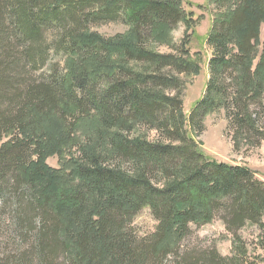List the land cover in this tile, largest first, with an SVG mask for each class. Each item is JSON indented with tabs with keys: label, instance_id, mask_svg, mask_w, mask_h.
<instances>
[{
	"label": "trees",
	"instance_id": "16d2710c",
	"mask_svg": "<svg viewBox=\"0 0 264 264\" xmlns=\"http://www.w3.org/2000/svg\"><path fill=\"white\" fill-rule=\"evenodd\" d=\"M211 1L208 81L187 113L183 93L203 63L191 47L203 17L190 0H0V202H13L21 245L12 253L22 255L10 264H165L191 224L218 215L233 255L214 248L205 261L245 264L238 231L247 223L264 231V181L207 156L192 133L223 113L236 144L264 141V0ZM116 15L129 26L123 33L87 28ZM54 26L65 65L36 76ZM142 126L161 138L134 135ZM145 207L157 225L140 237L132 222Z\"/></svg>",
	"mask_w": 264,
	"mask_h": 264
},
{
	"label": "rangeland",
	"instance_id": "374dc122",
	"mask_svg": "<svg viewBox=\"0 0 264 264\" xmlns=\"http://www.w3.org/2000/svg\"><path fill=\"white\" fill-rule=\"evenodd\" d=\"M192 2L191 9L196 14H200L202 18L198 33L193 37L191 44L193 51H201L203 55V63L200 74L189 79L186 89L183 93L184 111L189 113L196 101L204 93L206 83L208 81V61L211 56V51L207 46L206 38L213 23L217 7L211 0H190ZM93 8H88L87 11H94ZM86 11V12H87ZM115 19H97L88 22L87 28L98 32L105 37H111L118 33L125 32L129 26L124 21L122 15H116ZM172 36L176 42H179L184 26L180 23H175L172 27ZM62 28L51 27L46 30L43 38V44L50 46L47 61L45 66L36 73L46 74L51 71L54 66L59 65L61 69L65 65V52L55 51L54 44L62 34ZM262 38L264 39V26L262 28ZM16 41L13 40V43ZM28 45V44H27ZM20 47L21 44L19 45ZM158 51L167 52L171 48L165 44L154 45ZM25 49V45H23ZM22 47V49H23ZM22 49L20 51H22ZM174 92V90H170ZM264 105V98H263ZM260 124L264 126V112L260 114ZM145 133L150 139L161 138V132L158 129L148 126H142L134 132ZM197 140L201 150L209 157L218 161L230 162L232 164H240L252 169L258 178L264 181V141L259 145L252 146L243 141L235 143L233 139V131L229 127L228 120L223 113H213L208 115L204 120V128L201 132L192 133ZM48 163L53 166H58V158L51 157ZM14 207L12 200L8 201V205L0 202V264L6 262L10 258H19L21 253H12L21 245L19 237L16 235V226L14 225ZM157 220L155 219L151 209L145 207L140 210L133 222L132 229L135 234L144 237L153 233L156 229ZM192 233L187 237L181 246L179 254H174L165 264H209L204 257L211 254L215 248L222 256H232L233 252V234L227 230L224 221L218 215L214 221L204 225L191 224ZM246 241L249 247V255L246 257L245 264H264V231L258 226L247 223L238 231ZM16 264V263H14ZM23 264V263H22Z\"/></svg>",
	"mask_w": 264,
	"mask_h": 264
}]
</instances>
